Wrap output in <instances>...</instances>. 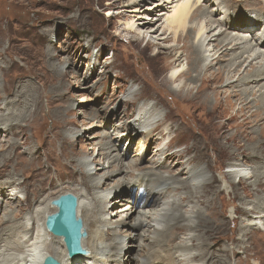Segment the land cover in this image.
I'll list each match as a JSON object with an SVG mask.
<instances>
[{
  "label": "bare ground",
  "instance_id": "obj_1",
  "mask_svg": "<svg viewBox=\"0 0 264 264\" xmlns=\"http://www.w3.org/2000/svg\"><path fill=\"white\" fill-rule=\"evenodd\" d=\"M176 2L179 3L165 20L168 34L163 40H171L173 45L161 46L167 51L166 56L171 58L169 76L161 80V86L176 105L180 104V100H185L209 115L210 127L217 133L214 138H206L207 142L215 143L217 149L225 151L230 159L241 160L229 163L220 180L206 162V154H198V150L201 152L203 147L193 143L190 147L183 145L172 152L167 150L172 144L168 141L151 166L143 168L139 166L140 158H130L132 161H128L125 155L113 148L112 140L109 139L108 143L101 146V152L96 154L100 159L92 155L77 161V172L86 179L80 180L76 195V217L81 219L82 232L86 234L81 239L85 254L68 258L62 238L53 236L44 225L46 217L57 210L51 201L59 196L47 198L46 203L39 201L41 195L36 193L35 198H29L31 191L26 186L22 190L19 183L13 184L15 175L10 176L13 174L5 171L7 167L13 168L20 162L17 161L20 155L17 151L23 144L20 138L24 135L21 125L24 117L20 109L11 107L14 100H2L3 96L0 95V142L6 143L10 150L9 153L0 154V179L4 178L0 182L4 185L0 188V194L9 192L5 200L9 205L8 202L20 201L19 194L22 191L23 198L35 205L29 204L17 223L14 222L17 214L6 212L0 218V225L6 224V228L0 231V264H43L47 257L54 258L59 264H125L121 259L123 254L129 261H136L134 264H229L228 248L221 246L216 252L209 247V242L215 238L213 236L218 230L215 228L219 224L216 217H222L217 198L227 190L230 198L238 203L234 207V214H242V217L247 218L245 222H237V231L243 235L226 239L229 248L234 249L231 257H235L237 249L245 248V241H248L253 231L264 228V0H219L217 5L224 6V15L232 14L223 21L213 20L212 12L199 0ZM239 2L250 4V13H255L254 16L233 19L236 15L233 5L237 8L241 5ZM211 3L215 4L213 1ZM129 5L131 3L125 4ZM131 11L138 10L134 8ZM191 19L196 23L190 22ZM139 24L143 27L149 25L148 22ZM136 27L133 22L125 24L127 32L137 35L132 37V41L144 38V35L136 34ZM6 37L10 39L7 33H3L2 38ZM178 43L182 45L178 46ZM146 44L151 46L149 41ZM10 53H0V60L3 56L8 59ZM43 56L46 60L51 59L47 52H43ZM8 60L13 62L12 59ZM9 66H0L5 95L12 91V87L17 90L23 83L20 80L14 85L16 81L12 79L14 82L11 83L3 77V72ZM60 71L63 72L53 68L52 74H59ZM24 83L30 85L29 81ZM30 93L33 112L37 113V91L33 89ZM141 94L142 88L138 85L136 88L130 86L123 95L121 101L126 104L137 102L139 105L133 116L122 121L123 126L120 128L124 133L115 132L117 141H122L123 135L128 138L130 135L142 134V142H139L142 145L157 127L171 118V105L156 99H142ZM158 106L161 107L160 112ZM172 158L173 168L179 165V169L171 176L161 174L159 180L155 178L153 171L160 167L161 160L172 161ZM148 171L154 175L148 174ZM108 182L115 183L113 188H105ZM238 184L246 199H240ZM169 185L173 193L165 194ZM132 189L136 190L133 197L125 199L126 205L115 211L119 219H112L116 214L107 210L114 207L110 199L120 194L121 201L123 192L126 194ZM184 199L187 201L186 208L182 204ZM137 200L139 204H136ZM191 203L193 205L189 207ZM247 204L250 207L246 208ZM173 227L183 233L179 238L177 235L173 237L171 242L174 249L168 252L160 239L171 235ZM121 229L131 232V241L138 240V245H134L137 250L132 255L126 251L127 238L120 235ZM48 234L61 241L57 242L58 246L52 245ZM142 238L145 239L144 243ZM59 243L63 244L64 249L60 248Z\"/></svg>",
  "mask_w": 264,
  "mask_h": 264
},
{
  "label": "rangeland",
  "instance_id": "obj_2",
  "mask_svg": "<svg viewBox=\"0 0 264 264\" xmlns=\"http://www.w3.org/2000/svg\"><path fill=\"white\" fill-rule=\"evenodd\" d=\"M171 1L0 0L1 38L3 33L10 36V39L7 37L0 39V53L3 55L4 51L11 52L8 59L13 61H9L6 56L0 60L1 68H7L10 64L3 72V77L11 83L16 81L14 85L20 80L21 83L23 82L20 88L15 90L12 87V91L5 95L0 73V95L3 96L1 99L14 100L10 104L11 107L20 109L24 117L21 122L24 135L20 138L23 144L17 151L20 153L17 161L20 162L13 168L7 167L8 171L6 169L5 171L13 174L10 176L15 175L12 178L13 184L19 183L22 190L26 186L27 190L32 192L29 198H35L36 194L41 195L39 201L46 203L47 198L52 199L67 192L76 197L80 180H86L77 172V161L92 155L100 159L96 154L101 152V146L108 143L109 139L112 140L113 148L125 155L128 161H132L130 158H140L139 166L143 168L151 166L168 141L172 142L167 149L169 151L180 149L183 145L190 147L193 143L203 147L201 152L198 150V154H206V162L211 170H214L215 177L220 180L229 163L241 160V158L230 159L225 151L217 149L215 143L207 142L209 136L214 138L217 133L210 127L209 115H205L204 112L196 109L193 103L185 100H180V104L176 105L173 98L166 94L161 86V80L169 76L171 61V58L166 56L167 51L161 46L173 45L171 40H163L168 34L165 20L172 8L180 2L174 0L171 3ZM130 3L131 5L125 6ZM199 3L208 7L215 21H223L232 16L231 13L224 15V6L217 5L219 0H199ZM239 3L241 5L237 8L233 5L236 14L233 19L254 16L255 13H250L251 6H248L250 4ZM157 4L160 5L156 7ZM134 8L138 11H131ZM129 22L137 26L136 34L144 35L143 39L132 41V37L137 35L125 30V24ZM141 22H148L149 25L143 27L139 24ZM190 22L196 23L194 19ZM147 41L151 46H146ZM177 45L180 46L182 43ZM43 52H47L51 59L46 60ZM156 52L160 53L155 56ZM53 68L63 72L52 74ZM24 81H29L30 85L25 84ZM138 85L142 88V99L148 101L156 99L171 105L173 109L169 121L157 127L142 145L139 144L142 142L140 140L142 134L130 135L128 138L123 135L122 141L114 138L117 136L115 132L124 133L120 128L123 126L122 121L125 122L133 116L135 108L139 105L137 102L126 104L121 99L130 86L136 88ZM9 86L5 84L8 89ZM33 89L38 94L37 113L33 112L30 98ZM157 108L160 112L161 107ZM167 125L170 130L166 128ZM73 133L75 136H72ZM0 146V154L10 152L6 143L0 142ZM135 154L139 155L134 156ZM161 161L160 167L153 171L156 176L152 171H148V174L158 179L161 174L165 177L171 176L176 169H179V165L173 168V158L172 161L164 159ZM206 174L210 175L208 171ZM3 179H0V182H3ZM106 184L105 188L109 189L111 186L113 188L115 183ZM3 186L0 183V188ZM237 186L240 199H246L240 185ZM41 188H43L42 192ZM171 190L172 186L169 185L165 194H172ZM228 191L217 198L218 210L221 211L219 213L222 217H216L219 224L215 228L218 230L213 236L215 238L209 242V247L216 252L219 248H228V255L231 257L233 248H229L226 239L241 237L243 234L237 231V222L239 223L240 220L245 222L247 218L242 217V214H234V207L238 203L237 200L230 198ZM21 192L20 201L8 202L9 205L5 203L9 192L0 194V218L6 212H10L12 215L17 214L14 222L17 223L22 219L27 206L34 203L24 199ZM135 193V189L126 194L123 192L121 201L120 194L113 196L110 204L114 202V207H109L107 210L111 214L115 213L126 205L124 200L133 197ZM186 202L184 199L182 204L185 206ZM191 205L193 203L189 204V207ZM248 207L249 204L246 205V208ZM118 216L119 214H116V217L114 215L111 218L118 220ZM5 228L6 224L0 225V231ZM121 230L123 231L120 235L127 238L126 251L132 255L137 250L134 245H138V240L131 241V232ZM170 232L171 235L160 239L161 245L168 248L166 249L169 250L168 252L174 249L171 242L173 237L177 235L179 238L183 233L177 227H173ZM48 236L52 245L58 246L57 242H61L49 234ZM142 241L144 243L145 239L142 238ZM62 247L61 243L60 248ZM235 252L234 258H228L229 264H264V228L253 231L248 241H245V248L237 249ZM121 259L125 264L136 263L133 260L129 261L125 254L121 255ZM201 263L204 262L198 264Z\"/></svg>",
  "mask_w": 264,
  "mask_h": 264
},
{
  "label": "water",
  "instance_id": "obj_3",
  "mask_svg": "<svg viewBox=\"0 0 264 264\" xmlns=\"http://www.w3.org/2000/svg\"><path fill=\"white\" fill-rule=\"evenodd\" d=\"M56 212L45 219V228L53 236L62 238L67 255L75 257L85 254L81 247V239L86 235L82 232V221L76 217L77 198L70 193L60 195L51 201ZM43 264H59L54 258L47 257Z\"/></svg>",
  "mask_w": 264,
  "mask_h": 264
}]
</instances>
